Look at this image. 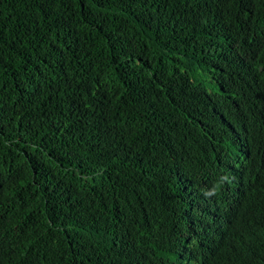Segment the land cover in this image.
I'll use <instances>...</instances> for the list:
<instances>
[{
  "label": "trees",
  "instance_id": "trees-1",
  "mask_svg": "<svg viewBox=\"0 0 264 264\" xmlns=\"http://www.w3.org/2000/svg\"><path fill=\"white\" fill-rule=\"evenodd\" d=\"M0 264H264V0H0Z\"/></svg>",
  "mask_w": 264,
  "mask_h": 264
},
{
  "label": "clouds",
  "instance_id": "clouds-1",
  "mask_svg": "<svg viewBox=\"0 0 264 264\" xmlns=\"http://www.w3.org/2000/svg\"><path fill=\"white\" fill-rule=\"evenodd\" d=\"M206 195H214L215 194V190L211 191V192H208V193H205Z\"/></svg>",
  "mask_w": 264,
  "mask_h": 264
}]
</instances>
